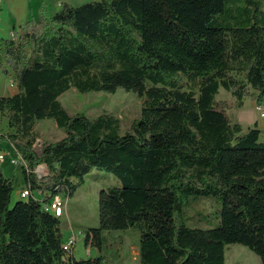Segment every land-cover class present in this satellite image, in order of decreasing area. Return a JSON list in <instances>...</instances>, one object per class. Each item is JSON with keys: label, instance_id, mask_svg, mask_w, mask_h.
<instances>
[{"label": "trees", "instance_id": "obj_1", "mask_svg": "<svg viewBox=\"0 0 264 264\" xmlns=\"http://www.w3.org/2000/svg\"><path fill=\"white\" fill-rule=\"evenodd\" d=\"M0 66L17 91L0 96L7 139L24 159L27 198L13 205L0 166V264H107L108 230H141L140 264H226L230 243L264 264V141L217 106L224 87L238 106L264 99V0H88L0 36ZM118 88L141 99L121 134L112 114H70L60 96ZM53 118L66 135L34 149V126ZM46 165L39 177L35 168ZM94 168L121 186L99 193V226L85 233L98 255L63 248L61 217L44 208L72 196ZM46 192L37 198L33 191ZM20 196V195H19ZM221 202L218 224L191 227L197 200Z\"/></svg>", "mask_w": 264, "mask_h": 264}, {"label": "rangeland", "instance_id": "obj_2", "mask_svg": "<svg viewBox=\"0 0 264 264\" xmlns=\"http://www.w3.org/2000/svg\"><path fill=\"white\" fill-rule=\"evenodd\" d=\"M0 35L6 36L7 34L1 32ZM10 79L13 78L7 76L0 66V96L12 95L17 91V86L10 85ZM219 91L218 97H225V104L227 109L231 110L230 112L238 110L242 115L252 114L253 116L254 114L257 116L253 108L255 100L253 94L244 97V107L237 108L235 105L237 102H233L236 98L230 91L224 87H221ZM60 101L70 114L84 112L89 117L103 113L116 116L120 120L121 134L132 131L133 121L141 116V99L134 91H127L124 88H118L114 93L104 91L81 93L72 87L60 96ZM262 102L264 103V99ZM259 120L264 125V117H260ZM11 131L7 120L0 112V134H9ZM34 134V149L39 152L45 143L61 139L66 135V132L64 128L58 127L53 118H45L36 122ZM260 138L264 141V131ZM0 143V152L5 155V158L0 161V165L5 175L13 179L14 188L11 202L13 205L17 200L22 199L18 195V191L27 185L26 179L21 163H12V158L17 156L14 146L5 138H1ZM35 170L37 175H44L45 172H48L47 167L43 164L37 166ZM111 185L121 186L119 178L111 172L94 168L84 177V182L78 186L72 196H66L65 192H61V196L66 202L65 212L61 217L63 240L68 241L71 236L76 238L73 251L77 259L100 254L96 246L86 244L85 233L88 229L99 226V193L103 187ZM220 207L219 200L199 199L195 208L188 211L186 223L191 227H214L219 221ZM140 237L141 230L138 228L105 231L101 254L105 257L106 263L140 264L138 247ZM225 257L226 264H262L257 254L240 243L226 245Z\"/></svg>", "mask_w": 264, "mask_h": 264}, {"label": "crops", "instance_id": "obj_3", "mask_svg": "<svg viewBox=\"0 0 264 264\" xmlns=\"http://www.w3.org/2000/svg\"><path fill=\"white\" fill-rule=\"evenodd\" d=\"M84 1H88V0H54V1H50V0H1L0 33L6 32L7 35L6 36L0 35V36L8 37V38L15 37L19 34L21 26L25 24L26 21L40 20L42 16L51 17L52 15H54L57 11L61 9L63 3L76 5ZM7 26H8V30H7ZM219 93L216 96L217 106L219 109H223L225 111V113L227 114V116L229 117L231 121L242 124L244 130H247L249 127L257 126L261 130V134H262V132L264 131V125L261 122V120H259L260 114L255 109V104L257 102L256 100L253 101V108L255 109L254 111H256L257 116L254 114L253 116L252 114L251 115L249 114L246 116V115H242L241 112L239 113L238 110L237 111L234 110L235 112H230L231 110H228L225 104V97L223 98H221V96L218 97ZM233 102L236 103V99L233 100ZM235 105L237 106V108L244 107L245 106L244 100L241 106H238L237 103ZM244 120H247V121H244ZM2 135L4 134H0V136ZM24 188L25 187H23L22 189ZM22 189L18 191V195ZM33 195L41 199V198H44L47 195V193L41 190H36V191L34 190Z\"/></svg>", "mask_w": 264, "mask_h": 264}, {"label": "built area", "instance_id": "obj_4", "mask_svg": "<svg viewBox=\"0 0 264 264\" xmlns=\"http://www.w3.org/2000/svg\"><path fill=\"white\" fill-rule=\"evenodd\" d=\"M0 12H1V0H0ZM10 85L16 86V82L14 81V79H10ZM255 109L260 114V117H264V103L263 102H256ZM16 153H17V156L12 158V163L13 164L21 163V165L25 164V161L21 157V155L17 151ZM8 154H9V151H8ZM4 158H5L4 153L0 152V160H3ZM38 176L41 177L43 175L39 174ZM19 195L22 198H27L30 195V188L26 187L22 189ZM65 207H66V202L62 198L61 194L54 195L49 201L44 203V208L54 213L56 216H63L65 212ZM75 242H76V238L74 236H71L69 237V240L64 243L63 248L66 250H70L75 245Z\"/></svg>", "mask_w": 264, "mask_h": 264}]
</instances>
